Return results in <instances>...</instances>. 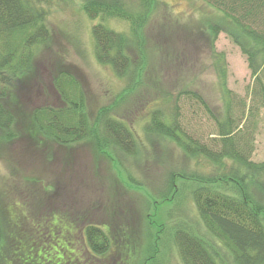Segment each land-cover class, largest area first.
<instances>
[{
  "label": "trees",
  "instance_id": "1",
  "mask_svg": "<svg viewBox=\"0 0 264 264\" xmlns=\"http://www.w3.org/2000/svg\"><path fill=\"white\" fill-rule=\"evenodd\" d=\"M200 1L216 14L207 23L212 42L222 32L245 57L251 80L246 87L249 104L247 106L245 100L237 98L227 88L224 55L213 50L222 95L221 111L209 109L201 95L188 86L176 94L165 92L149 111L141 128L144 138L168 142L181 152L184 159L203 160L210 168L205 172L189 168L181 170L173 163L168 166L156 193L158 198L177 200L173 210L178 218L169 230L164 231L161 226L159 231L151 234L149 226L152 224L148 226L145 223L144 228L139 221L134 229L123 226L122 217L128 213L126 204L125 208L116 204V213L104 203L107 221L102 223L93 221L96 220L93 209L69 214L42 211L46 218L41 220L36 216L32 221L24 208L18 206L19 212L27 217L26 221L31 220V228L41 230V234L50 221L69 224L68 229L61 230L60 234L63 237L69 235L72 238L70 245H76L72 249L74 256L70 264H94L92 259L97 262L106 259V255L113 252V247L116 253L112 259H115L109 264H142V259L136 260L142 248L143 258L146 255L151 264L156 263V257L164 254V250L167 253L176 251L182 264H264V161L257 163L251 159L257 114L261 109L264 111V0ZM79 2L87 18L98 21L91 26L97 62L110 66L118 78L126 81L133 80L135 76L138 78L142 72L145 74L146 59L139 51L141 31L157 12L158 0ZM51 4V0H0V134L8 140L16 138L13 130L15 118L8 108L11 104L16 105L13 96L16 84L31 75L37 52L51 40L46 23L47 6ZM108 20L124 22L128 25L129 34L108 27L105 25ZM50 87L58 104L34 106L30 112L37 133L59 146L93 142L99 152L108 156L111 153V159L130 187H145L146 184L133 174L130 167L142 157L139 150L144 144L133 129L107 109L101 110L91 120L86 114L81 88L70 74L59 71L52 77ZM127 97L123 96L122 101ZM183 101L195 112L201 109L210 118V133L199 134L183 125ZM165 159L157 160L163 163ZM183 181L190 184L182 186ZM184 192L191 200L194 212L191 220L185 203L181 201ZM138 213L142 215V212ZM50 214L54 215L48 219ZM20 225L17 221L12 224L16 244L18 237H25ZM144 230L147 237L143 244L141 233ZM3 234L0 218V247ZM51 235L53 233L49 231L40 235L37 246L26 236L28 242L23 241V247L40 251L21 259L17 247L19 264H65L56 262L59 256H53L55 249L43 253L41 246L47 247L45 243ZM133 252L136 253L131 255Z\"/></svg>",
  "mask_w": 264,
  "mask_h": 264
},
{
  "label": "rangeland",
  "instance_id": "2",
  "mask_svg": "<svg viewBox=\"0 0 264 264\" xmlns=\"http://www.w3.org/2000/svg\"><path fill=\"white\" fill-rule=\"evenodd\" d=\"M51 2L47 6L46 15L51 40L37 52L31 75L16 84L13 94L16 105L8 107L15 118L13 130L16 138L8 140L0 134V218L4 229L0 264H4L3 260L9 264H19L17 247L20 249L21 259L39 252L40 250H33L29 246L23 247L22 243L28 242L29 237L37 246V238L47 231L53 233V236L45 243L46 248L41 246L43 253L55 249L52 251L53 256H59L56 262H72V249L76 245H70L72 238L69 235L63 237L60 234L61 230L68 229V223L50 221L45 225L47 228L44 227V232L42 230L44 234H41V230L31 228V220H35L36 216L41 220L46 218L42 211L69 214L93 209L92 213L96 218L93 221L102 223L107 221L104 203L116 213L117 205L125 208L126 204L128 213L122 217L123 226L131 229L138 221L143 223L144 228L145 223L148 226L152 224L149 226L151 234L159 231L161 226L164 231L172 228L175 218H178L177 212L173 210L177 200L173 201L172 197L161 199L156 193L168 166L173 163L181 170L189 168L205 172L210 168L203 160L195 162L184 159L181 152L168 142L144 138L141 128L149 111L159 102L160 96L165 92L176 94L184 86L200 94L213 112L222 110L219 77L211 51L224 55L227 88L237 98L245 100L247 106L249 104L246 87L251 80L245 57L222 32L212 42L207 23L216 14L202 1L158 0L157 12L141 31L139 51L144 56L143 59H146L147 69L145 74L142 72V75L138 78L135 76L130 81L118 78L110 66L100 64L95 59L91 26L98 21L87 18L79 0ZM105 25L119 32L129 31L128 25L121 21L108 20ZM59 71L66 72L77 80L84 96L86 114L91 120L101 110L107 109L122 118L141 138L144 143L139 150L142 157L138 158L139 163H131L130 167L133 168V174L146 184L145 187H130L116 162L111 159V153L109 157L105 152H99L93 142L59 146L34 129L30 118L31 109L38 105L58 104L50 82ZM125 95L128 97L122 101ZM181 107L183 125L199 134L211 132L210 118L201 109L195 112L185 102ZM156 158L166 159L162 163ZM251 159L257 163L264 161L262 109L257 114ZM178 183L181 184L180 181ZM183 184L182 186H186L190 183ZM181 201L185 203L188 219L191 220L194 212L188 194L184 192ZM18 206L24 208L26 216L31 220L26 221L27 217L19 212ZM51 215L54 214H50L48 219ZM262 218L264 222V215ZM15 221L21 224V231L25 235L18 237L17 244L14 242L12 229ZM7 224L11 227H7ZM50 225L54 227L50 229ZM146 232L144 230L141 233L143 244ZM58 234L62 237H58ZM76 241L78 242L77 238ZM113 248L106 259H100L99 262L92 259L94 264L112 262L115 259H112L113 253H116V248ZM143 252L142 248L136 260L140 258L142 264H151L146 255L143 258ZM163 253L156 257L155 264H182L176 251L170 250L167 253L164 250Z\"/></svg>",
  "mask_w": 264,
  "mask_h": 264
}]
</instances>
